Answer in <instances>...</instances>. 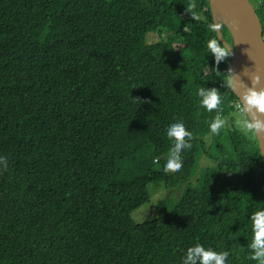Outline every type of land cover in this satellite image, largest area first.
<instances>
[{"label": "trees", "instance_id": "1", "mask_svg": "<svg viewBox=\"0 0 264 264\" xmlns=\"http://www.w3.org/2000/svg\"><path fill=\"white\" fill-rule=\"evenodd\" d=\"M250 1L264 29V0ZM212 22L209 0H0V264H181L197 243L258 264L248 217L264 209V166L254 135L209 130L239 103L230 55L206 54ZM175 119L192 147L165 174ZM202 156L213 165L195 173ZM149 183L185 186L136 223Z\"/></svg>", "mask_w": 264, "mask_h": 264}, {"label": "clouds", "instance_id": "2", "mask_svg": "<svg viewBox=\"0 0 264 264\" xmlns=\"http://www.w3.org/2000/svg\"><path fill=\"white\" fill-rule=\"evenodd\" d=\"M198 19L199 17H193ZM208 28L218 34L220 31L219 23L213 21ZM224 41V40H223ZM230 47L226 43L219 42L218 38L209 39L206 44V54L213 56L215 63H220L225 57L231 55ZM229 75V72L228 74ZM232 90L239 98V103L234 107L241 117V132L245 135L264 132V85L261 84L262 76L253 74L250 87H245L239 93L236 92V80L232 72ZM259 85V86H258ZM201 98V105L208 111L218 109L221 104L222 96L215 87H201L197 91ZM227 121L222 118L219 111L209 123V130L213 135L220 132L225 127ZM167 136L173 141L171 150L163 164L162 171L167 173L179 172L183 166L182 151L192 147L193 132L185 127L182 120L175 119L166 127ZM153 164L159 165L160 158H154ZM0 166L6 167V158L0 156ZM248 219L251 221V256L250 259L264 264V209L252 213ZM229 252L215 251L211 247L205 248L201 244L189 246L181 260V264H227Z\"/></svg>", "mask_w": 264, "mask_h": 264}, {"label": "water", "instance_id": "3", "mask_svg": "<svg viewBox=\"0 0 264 264\" xmlns=\"http://www.w3.org/2000/svg\"><path fill=\"white\" fill-rule=\"evenodd\" d=\"M209 3L213 21L217 22L213 15V3H216L223 9L227 18L226 22L222 21L221 23L224 24L229 32L231 44L224 39L221 30H218V34L216 33V35L221 43H226L231 46L229 83L233 94L237 97L236 93L232 90L231 72L236 80L237 93L245 87L252 86L251 77L254 73L262 76L261 84L264 85L263 28L251 1L209 0ZM217 23L220 25V22ZM254 135L257 140L258 149L264 166V132Z\"/></svg>", "mask_w": 264, "mask_h": 264}, {"label": "rangeland", "instance_id": "4", "mask_svg": "<svg viewBox=\"0 0 264 264\" xmlns=\"http://www.w3.org/2000/svg\"><path fill=\"white\" fill-rule=\"evenodd\" d=\"M262 32L264 35V29L262 30ZM162 38L164 39V34H159L156 31L148 32L146 34V41L148 43L161 40ZM234 117H235L234 121L229 120V119H225L227 121L225 127L226 126H230V127L235 126V127H238L241 129L240 114L237 112L234 114ZM248 135L253 136L254 134H248ZM254 137H255V135H254ZM210 139H211V134H209L206 137V141L210 142ZM212 165H213V162L210 159L202 156L198 161V165H197V168L195 170V173H196V171H197V173L199 171H201V168L204 166H212ZM195 178L196 177L194 174L189 182H194ZM184 186H185V184L179 185V187H177V188H171L168 190V189H165V188H168L167 184L149 183L148 184L149 198L144 204H142L141 206H139L138 208L134 209L131 212L132 220L136 223H139V222H143V221L151 219L155 215L157 208L159 207V206H157V203L158 202L161 203L163 201H166L168 198H177L180 195L181 191L183 190Z\"/></svg>", "mask_w": 264, "mask_h": 264}, {"label": "bare ground", "instance_id": "5", "mask_svg": "<svg viewBox=\"0 0 264 264\" xmlns=\"http://www.w3.org/2000/svg\"><path fill=\"white\" fill-rule=\"evenodd\" d=\"M212 10H213L214 18L217 22L227 21L225 13L219 5H217L216 3H213Z\"/></svg>", "mask_w": 264, "mask_h": 264}, {"label": "built area", "instance_id": "6", "mask_svg": "<svg viewBox=\"0 0 264 264\" xmlns=\"http://www.w3.org/2000/svg\"><path fill=\"white\" fill-rule=\"evenodd\" d=\"M262 38H263V40H264V35H263V32H262Z\"/></svg>", "mask_w": 264, "mask_h": 264}]
</instances>
